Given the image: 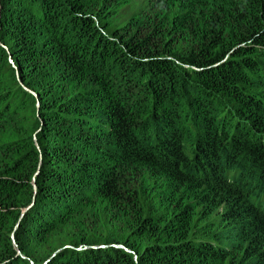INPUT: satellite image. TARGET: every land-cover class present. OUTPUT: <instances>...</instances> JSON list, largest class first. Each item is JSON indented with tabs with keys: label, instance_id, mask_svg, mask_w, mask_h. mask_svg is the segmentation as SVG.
<instances>
[{
	"label": "trees",
	"instance_id": "1",
	"mask_svg": "<svg viewBox=\"0 0 264 264\" xmlns=\"http://www.w3.org/2000/svg\"><path fill=\"white\" fill-rule=\"evenodd\" d=\"M32 263L264 264V0H0V264Z\"/></svg>",
	"mask_w": 264,
	"mask_h": 264
},
{
	"label": "water",
	"instance_id": "2",
	"mask_svg": "<svg viewBox=\"0 0 264 264\" xmlns=\"http://www.w3.org/2000/svg\"><path fill=\"white\" fill-rule=\"evenodd\" d=\"M27 90H29L30 92H33L32 90H30V89H28V88H26ZM35 95H36V93H35ZM36 189H37V185H36V181L34 180V190H35V193H36ZM35 193H34V195H33V198H34V196H35ZM33 202H34V200L29 204V205H27L24 209H23V211H22V215L33 205ZM12 237H13V240H14V242H15V236L14 235H12ZM17 245V244H16ZM120 247H124V246H122V245H120ZM127 251H130L131 252V250H129L127 247H124ZM18 253L20 254V255H22L24 258H26V256L24 255V254H22V252H21V250L18 248ZM33 264V263H32Z\"/></svg>",
	"mask_w": 264,
	"mask_h": 264
},
{
	"label": "rangeland",
	"instance_id": "3",
	"mask_svg": "<svg viewBox=\"0 0 264 264\" xmlns=\"http://www.w3.org/2000/svg\"><path fill=\"white\" fill-rule=\"evenodd\" d=\"M118 246H120V245H118ZM123 246V245H122ZM23 254V253H22ZM25 255V254H24ZM26 256V255H25Z\"/></svg>",
	"mask_w": 264,
	"mask_h": 264
}]
</instances>
